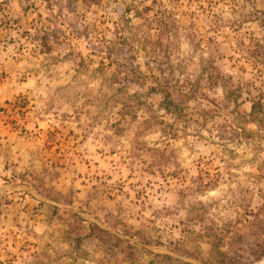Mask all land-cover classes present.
Listing matches in <instances>:
<instances>
[{
	"label": "rangeland",
	"instance_id": "1",
	"mask_svg": "<svg viewBox=\"0 0 264 264\" xmlns=\"http://www.w3.org/2000/svg\"><path fill=\"white\" fill-rule=\"evenodd\" d=\"M57 26L75 37H45ZM99 37L144 72L170 61L197 74L214 59L231 81L210 92L220 111L174 139L147 127L172 119L161 93L118 82L92 51ZM249 90L264 92V0H0V264H162V249L264 264V130L226 128Z\"/></svg>",
	"mask_w": 264,
	"mask_h": 264
},
{
	"label": "trees",
	"instance_id": "2",
	"mask_svg": "<svg viewBox=\"0 0 264 264\" xmlns=\"http://www.w3.org/2000/svg\"><path fill=\"white\" fill-rule=\"evenodd\" d=\"M86 4H98L100 0H82ZM42 26H45L44 24ZM44 35L49 36L56 41L60 40V35L64 37V40H72L75 37V32L66 31L60 29V27H44ZM164 31L159 34L163 35ZM149 44L153 46V54L156 52L157 44L162 46L163 41L160 38L157 39H147ZM96 44L92 51L98 57H100V64L105 68V60L111 61L110 64H117L116 80L118 82H124L126 84L139 83L144 85L146 82H150V91L161 93L162 102L161 107L165 110V116L172 118L170 121H166L160 116L151 114L148 118L144 120L147 127L150 124H155L161 127L165 137L177 138L179 136L178 132L180 130V125L182 130H188L190 127L194 128L195 132H199V128L206 127L210 120L215 118L217 112L220 111L221 105L217 99L211 97L210 92L215 90L217 87H222L227 85L226 82H231L230 79H226L224 73L220 70V67L215 63L214 59H208L202 62V69L198 71L197 74L194 72L186 71V68H182L181 65L177 66L167 61L168 67L165 69L162 65L156 64L151 65L148 63V72H144L141 69L139 63L135 61L136 55L132 57H125L126 55H121L123 53L120 48V44H117L111 39H106V37L98 38L95 41H91ZM120 43V42H119ZM122 44V43H121ZM257 46H260L259 44ZM257 46L255 51H251V56H257ZM143 49V48H142ZM124 54V53H123ZM92 55V54H91ZM85 59V58H84ZM158 73H156V71ZM228 78H231L230 76ZM251 109L248 111L243 110L239 115H233V113H228L230 116L228 119V124L226 128L231 133L232 138H237L242 140L244 138H249L250 133H247L246 123H254L257 125L258 130H264V92L259 90L257 95H250L251 91H248ZM226 97H233L234 100H238L241 95H238L236 91L230 90L226 94ZM195 102V110L191 111V103ZM197 128V129H196ZM188 131H186L187 133ZM199 135V134H198ZM220 139H225L223 132L219 133ZM214 187L216 183L205 184L204 187ZM259 212L256 213L255 218L260 217ZM262 223V221L260 222ZM90 228L93 233L97 230L105 235L115 237L121 240L118 236L111 234L109 231L100 227L98 224L90 222ZM259 228H263L259 225ZM147 243H150L146 240ZM214 246L220 244V240L211 241ZM180 248V247H179ZM173 250H176L175 248ZM188 253V252H187ZM154 255L160 258L162 264H191L179 257L167 254L155 252ZM264 255L263 250L256 255V259L259 260ZM219 264H245L235 257L229 258L227 260L220 261Z\"/></svg>",
	"mask_w": 264,
	"mask_h": 264
},
{
	"label": "water",
	"instance_id": "3",
	"mask_svg": "<svg viewBox=\"0 0 264 264\" xmlns=\"http://www.w3.org/2000/svg\"><path fill=\"white\" fill-rule=\"evenodd\" d=\"M10 187H14L13 185H10ZM30 191H32L31 189H30ZM75 211L80 215V216H82V217H84V218H92V219H94L98 224H100L101 226H103V228H105L106 230H109V231H113L114 232V230H112L111 228H109L108 226H106V225H104L103 223H101V222H99L97 219H95V218H93V217H88V216H85L81 211H79V210H77V209H75ZM116 233V232H115ZM123 236V235H122ZM123 237H126V238H128L127 236H123ZM135 242L136 243H139L141 246H143V247H145V248H147V249H162V248H159V247H150V246H148L147 244H145V243H142V242H139V241H137V240H135ZM165 253H167V254H170V255H174V256H176V257H179V258H181V259H183V260H185V261H187V262H189V263H191V264H205V263H203V262H200V261H197V260H194V259H191V258H188V257H185V256H180V255H178V254H176V253H173V252H171V251H169V250H166V249H162Z\"/></svg>",
	"mask_w": 264,
	"mask_h": 264
},
{
	"label": "bare ground",
	"instance_id": "4",
	"mask_svg": "<svg viewBox=\"0 0 264 264\" xmlns=\"http://www.w3.org/2000/svg\"><path fill=\"white\" fill-rule=\"evenodd\" d=\"M263 262H264V259H263Z\"/></svg>",
	"mask_w": 264,
	"mask_h": 264
}]
</instances>
